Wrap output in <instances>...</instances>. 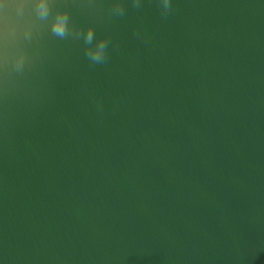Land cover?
<instances>
[{
    "label": "water",
    "instance_id": "water-1",
    "mask_svg": "<svg viewBox=\"0 0 264 264\" xmlns=\"http://www.w3.org/2000/svg\"><path fill=\"white\" fill-rule=\"evenodd\" d=\"M0 264H264V0H0Z\"/></svg>",
    "mask_w": 264,
    "mask_h": 264
},
{
    "label": "clouds",
    "instance_id": "clouds-1",
    "mask_svg": "<svg viewBox=\"0 0 264 264\" xmlns=\"http://www.w3.org/2000/svg\"><path fill=\"white\" fill-rule=\"evenodd\" d=\"M39 10H40L42 15L47 14V6L44 5L43 3L40 5ZM52 31L54 34L60 36L61 38L65 37L67 35V32H68V30H67V16L65 14H61V15L57 16V19L53 22ZM92 38H93V34H92L91 30H89L85 36V40H86V42L90 43ZM99 47H100L99 52L87 53V55L91 56V58L97 62L102 60L101 52L104 48V43L101 42Z\"/></svg>",
    "mask_w": 264,
    "mask_h": 264
}]
</instances>
